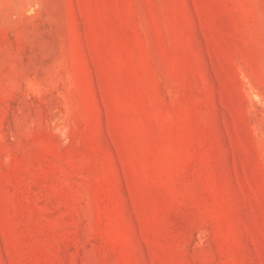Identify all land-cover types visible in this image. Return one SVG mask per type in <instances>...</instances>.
Returning <instances> with one entry per match:
<instances>
[{
  "label": "rangeland",
  "instance_id": "rangeland-1",
  "mask_svg": "<svg viewBox=\"0 0 264 264\" xmlns=\"http://www.w3.org/2000/svg\"><path fill=\"white\" fill-rule=\"evenodd\" d=\"M0 264H264V0H0Z\"/></svg>",
  "mask_w": 264,
  "mask_h": 264
}]
</instances>
